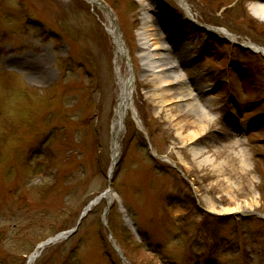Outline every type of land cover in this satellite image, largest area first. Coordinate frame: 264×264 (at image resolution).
Here are the masks:
<instances>
[{
	"label": "rangeland",
	"instance_id": "obj_1",
	"mask_svg": "<svg viewBox=\"0 0 264 264\" xmlns=\"http://www.w3.org/2000/svg\"><path fill=\"white\" fill-rule=\"evenodd\" d=\"M102 1L132 63L141 125L127 114L110 184L119 86L101 21L112 16L85 0H0V264H26L106 192L110 203L33 264H124L114 245L129 264H264V57L243 44L264 49L257 0H184L189 15L176 0ZM151 34L182 39L188 77L213 103L208 120L160 107L158 79L141 66ZM39 72L49 78L30 82ZM201 124L196 141L181 140Z\"/></svg>",
	"mask_w": 264,
	"mask_h": 264
},
{
	"label": "bare ground",
	"instance_id": "obj_2",
	"mask_svg": "<svg viewBox=\"0 0 264 264\" xmlns=\"http://www.w3.org/2000/svg\"><path fill=\"white\" fill-rule=\"evenodd\" d=\"M87 3H89L91 6H98V0H85ZM139 5L142 8H147L149 6V2L154 0H136ZM180 7H182L186 13L190 14L189 6L187 5L184 0H176ZM103 7L102 5H100ZM255 12L252 13L253 17L261 20L264 22V0H257V3H255L254 6ZM194 21H196L193 17H191ZM108 34L111 36L114 44V57H115V74L118 81L119 86V94H118V102L117 107L115 109V114L113 118V124H112V131H111V139H112V167L113 164L117 162L118 159V153L120 148V140L122 138V124H123V118L125 115H127V112L129 110L133 109V102H134V91H135V76L132 75L130 72V69L128 68V72L126 76L122 74L121 68L118 64L119 59H123V57H128V52L122 47V43L120 41L119 35L117 30L114 26L113 18L111 17L110 25L106 26ZM217 32L221 35L226 36L227 38H230L231 40H235L236 37L230 36L227 33H223L219 30ZM144 39H146L148 42H150L152 49L146 56L144 57V64L143 71L147 74H153L155 76V79H158V85L155 87L160 93V100H161V106L163 108H166L168 102H172L175 105V108H177L179 111L187 114H192L193 116H196L197 118L203 119L205 118L208 120L210 118L209 116V108L212 109L213 103H210L209 105L206 103V101L202 100V96L205 95L206 90L203 89L201 81H192L188 75L191 73L189 69H186L184 65V60H187L188 53L187 51H182L179 48V43H181L182 39L179 37H171L169 40L159 43L154 37L153 34L144 36ZM248 48L252 49L256 52H261L264 54V49L259 48L256 44H253L251 42H244L243 43ZM49 78L48 72H39L37 75L30 79V82L34 84H38L41 82L46 81ZM152 101H155L156 98L152 97ZM165 106V107H164ZM164 111V110H163ZM167 110V112H169ZM134 115V113H133ZM169 118H165V123L171 122V120H168ZM194 124H198L196 120H194ZM198 130L194 131L193 133L182 136V141H196L202 131L205 125H199ZM180 134L183 133L184 129L181 130L180 128ZM234 146L241 147L239 150V156L238 160L242 165H245L247 161V156L243 154L242 149V143L241 141L235 143ZM234 157V156H233ZM112 170V169H111ZM222 169L220 167H215V172L221 173ZM214 173V174H216ZM106 198L110 202L111 196L110 194L106 195ZM208 208L210 210L213 206L211 204H208ZM249 205H241L236 204V208L234 211H240V212H246L248 209L250 210ZM39 252V250L34 254V256L28 258V261L26 264H33L34 260L36 259V254Z\"/></svg>",
	"mask_w": 264,
	"mask_h": 264
},
{
	"label": "water",
	"instance_id": "obj_3",
	"mask_svg": "<svg viewBox=\"0 0 264 264\" xmlns=\"http://www.w3.org/2000/svg\"><path fill=\"white\" fill-rule=\"evenodd\" d=\"M99 4H100V5H104L103 2H99ZM104 7H105V9H106L107 11L111 12V9H110V8L106 7L105 5H104ZM115 24H116V23H115ZM116 27H117V26H116ZM200 27L203 28V26H200ZM203 29H204V28H203ZM121 43H122V47H124L123 42H121ZM236 45H237V46H240V45H238V44H236ZM126 60H127V58H126ZM72 232H73V231H70V233H68V234H72ZM62 235H63V234H61V235H57L55 239L61 237ZM55 239H50L49 241L43 243L42 245L48 244V243H50V242H53ZM120 255H122V253H120Z\"/></svg>",
	"mask_w": 264,
	"mask_h": 264
}]
</instances>
